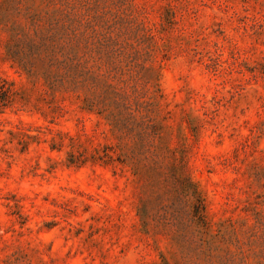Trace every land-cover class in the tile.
I'll use <instances>...</instances> for the list:
<instances>
[{"label":"rangeland","instance_id":"1","mask_svg":"<svg viewBox=\"0 0 264 264\" xmlns=\"http://www.w3.org/2000/svg\"><path fill=\"white\" fill-rule=\"evenodd\" d=\"M71 8L109 112L48 65ZM0 264H264V0H0Z\"/></svg>","mask_w":264,"mask_h":264},{"label":"trees","instance_id":"2","mask_svg":"<svg viewBox=\"0 0 264 264\" xmlns=\"http://www.w3.org/2000/svg\"><path fill=\"white\" fill-rule=\"evenodd\" d=\"M73 11V8L62 10L60 21L63 23L61 27H57L60 23L58 20L51 22L52 27L57 30L56 33L63 39L59 46L55 44L61 53L62 60L54 58V51L47 49L50 51L48 65L49 67L61 68L67 73V76L72 80L70 82L72 86L68 88L71 91H81L82 93L84 91V95L91 93V97L87 98L90 106L100 105L101 111L109 112V103H105L109 93V84L105 85V82L109 79V26L106 27L103 33L97 34L91 20L86 18L83 21V18L78 17L76 12ZM89 31L93 33L92 36L88 33ZM95 53L98 55L97 59H94ZM91 61H97L99 65L102 64L107 69L106 81L100 87L98 92L100 94L98 95L95 93L96 87L99 86V80L92 72L93 66L89 65ZM51 85L53 86V82H51ZM163 156L168 157L167 153ZM170 199L176 208L188 206L190 210L187 223L196 234L202 237L207 233V226L203 220V204L200 192L188 176L182 175L173 178ZM144 220L143 217V226L146 225ZM173 220H175V217ZM166 221L168 223L169 220ZM200 240L201 244L208 243L205 238H200Z\"/></svg>","mask_w":264,"mask_h":264}]
</instances>
